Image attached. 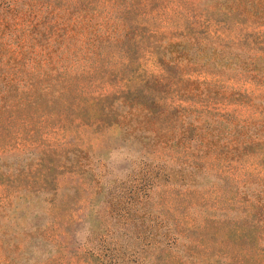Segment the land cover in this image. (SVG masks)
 Segmentation results:
<instances>
[{
    "label": "trees",
    "instance_id": "trees-1",
    "mask_svg": "<svg viewBox=\"0 0 264 264\" xmlns=\"http://www.w3.org/2000/svg\"><path fill=\"white\" fill-rule=\"evenodd\" d=\"M174 1L0 0V187L7 191L20 184L35 192L55 191V175L76 172V167L95 176L109 223L98 211H89L88 232L104 237L102 230H108L115 236L95 249L81 242L78 246L87 264H144L150 249L169 247L164 219L150 207L155 187L187 188L212 176L222 179L224 160L256 156L264 162V93L256 95L263 115L248 119L208 106L168 104L164 99L167 93L207 100L246 95L182 74L185 67L209 68L242 73L264 84L262 46L181 32L177 39L152 46L156 73L134 67L137 20L145 14L169 18L168 13L185 19L177 5L168 11ZM208 3V11H222L224 20L264 24V0ZM111 76L112 85L118 86L107 91L104 84ZM92 123L136 129L163 152L133 165L120 158L110 165L103 162L104 168L93 171L66 156L75 149L45 140L51 132L66 136L72 127ZM21 153L32 159L25 160ZM2 155H11V164ZM254 181L256 188L249 191L255 192L246 193L251 198L246 202L262 223L264 179ZM206 221L216 220L209 215ZM180 227L187 234V228Z\"/></svg>",
    "mask_w": 264,
    "mask_h": 264
},
{
    "label": "rangeland",
    "instance_id": "rangeland-1",
    "mask_svg": "<svg viewBox=\"0 0 264 264\" xmlns=\"http://www.w3.org/2000/svg\"><path fill=\"white\" fill-rule=\"evenodd\" d=\"M174 2L168 11L177 5L185 19L177 13H168L169 18L145 14L137 20L134 67L139 72L156 73L158 65L152 46L161 45L168 38L177 39L181 32L221 39L220 42L240 39L249 47L264 48V24L250 20L225 21L222 11L214 14L208 11L209 0ZM218 40H214V45ZM184 69L182 75L189 79L213 82L225 91L236 89L246 95L234 94L231 98L234 100H207L202 96L192 98L167 93L164 95L166 103L208 106L220 113L247 119L263 115L256 105L260 98L256 95L264 93V84L237 72ZM130 70L137 74L134 68ZM108 79L104 84L107 91L116 89L118 83L113 86L114 78ZM117 101L121 105L119 99ZM137 132L136 129L124 131L123 127L112 123L79 124L66 131V136L51 132L45 135V140L47 144L61 143L62 147L75 149L74 153L66 152V156L77 158L82 169L88 167V170L96 171L104 168L103 162L110 165L120 158L133 165L137 161L154 159L163 152ZM2 156L7 160L6 164L13 161L11 155ZM22 157L27 161L32 159L24 153ZM220 164L221 172L225 173L222 179L212 176L202 179L195 187L168 184L150 192V207L162 215L170 241L167 242L169 247L150 249L144 264H264V220L258 223L256 212L254 216V210L246 202L247 198L251 199L248 195L255 192L249 191V188H256L254 180L264 179V162L256 156H244ZM84 173L77 167L76 172L58 173L55 191L35 192L20 184L7 191L0 187V264H87L82 246H78L81 242L95 249L101 241H113L115 235L108 230H102L104 237L88 232L89 211L92 214L98 211L100 217L105 218L102 221H109L105 215V200L96 189V177ZM211 181L214 184L209 185ZM188 189L194 191L188 193ZM247 192L250 194L246 195ZM262 214L264 216L263 211ZM209 215L216 221H206ZM180 224L187 228V234L181 231Z\"/></svg>",
    "mask_w": 264,
    "mask_h": 264
}]
</instances>
